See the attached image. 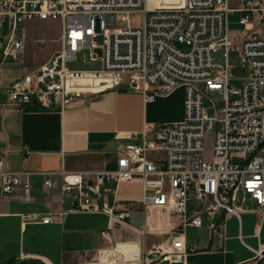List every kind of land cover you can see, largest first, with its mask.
I'll use <instances>...</instances> for the list:
<instances>
[{
	"label": "built area",
	"instance_id": "obj_1",
	"mask_svg": "<svg viewBox=\"0 0 264 264\" xmlns=\"http://www.w3.org/2000/svg\"><path fill=\"white\" fill-rule=\"evenodd\" d=\"M233 11L241 12L240 22L251 32L232 30ZM34 18L62 20L63 45L7 85L8 104L64 109L114 88H136L154 100L184 86L185 115L133 132L140 140L124 143L114 169L63 170L62 189L71 195L72 207L29 212L25 220L39 221L41 214L40 221L48 223L68 211H91L125 221L130 210L120 206L119 185L141 177L146 212L163 209L180 219L176 232L155 243L142 264H187L189 250L197 249H188L187 226L216 230L224 222L217 215L240 217L249 197L264 212V0L238 5L232 0H0V64L18 59L25 48L18 23ZM5 23L8 30L2 33ZM232 52L247 74L235 75ZM80 58L98 65H69ZM215 91L222 92L223 102L213 100L211 112L204 98ZM25 174L5 169L0 154L3 196L22 185V199L32 200ZM44 183L51 188L54 181L48 177ZM103 235L111 241V227ZM254 263L264 264V245Z\"/></svg>",
	"mask_w": 264,
	"mask_h": 264
},
{
	"label": "crops",
	"instance_id": "obj_2",
	"mask_svg": "<svg viewBox=\"0 0 264 264\" xmlns=\"http://www.w3.org/2000/svg\"><path fill=\"white\" fill-rule=\"evenodd\" d=\"M232 3L238 5L239 0ZM39 21L57 24L59 32L48 31L47 38L39 36L32 29ZM63 28L60 19L21 21L17 33L25 39V48L18 59H7L0 64L3 167L27 172L23 179L30 181L33 195L32 200H23V186L19 185L6 197L0 185V264L20 259H37L44 264H75L88 256L98 258L100 264H126V260L134 259L142 264L144 255L155 243L165 241L176 232L180 219L163 209L146 212L140 201L141 177L119 185L116 196L120 206L130 210L125 221H113L104 212L68 211L63 219L44 223L40 221L41 214L72 207L71 195L62 189L63 170L114 169L124 143L140 140L133 132L141 131L148 123L183 119L185 87L180 86L154 100H148L145 92L136 88L108 89L79 98L64 109H45L35 102L8 104L7 85L45 63L62 47ZM232 30L251 32L244 27ZM41 38L52 43L47 51L43 55L35 54L31 61H21V56H30L28 47ZM48 177L54 181L51 188L45 187ZM107 185L114 183L107 182ZM114 198L115 194L110 193V200ZM249 199L252 204L246 206L240 217L219 213L216 219L224 222L216 230L207 224L185 228L183 234L188 249L197 248L189 250L187 264H243L255 259L257 249L264 245V212L255 199ZM29 212L41 213L39 221L25 220L23 215ZM138 213H142V221L133 222L131 218ZM109 227L111 241L103 235ZM125 232L136 233L138 240L116 241L114 248H107Z\"/></svg>",
	"mask_w": 264,
	"mask_h": 264
},
{
	"label": "rangeland",
	"instance_id": "obj_3",
	"mask_svg": "<svg viewBox=\"0 0 264 264\" xmlns=\"http://www.w3.org/2000/svg\"><path fill=\"white\" fill-rule=\"evenodd\" d=\"M240 17H241V13L240 12H233L230 16L231 18V28L234 30L237 29H241L243 27V23L240 22ZM32 29L37 32L39 34V36H46V38L48 37L46 35V33L49 31L51 33H58L59 32V27L57 24L55 25H49L47 22L44 21H39V22H35L32 25ZM8 30V24L5 23L4 27H3V33H6ZM101 37H98V40H100ZM51 41L46 42V44L41 45L39 42V39L35 40L28 48H29V57L26 56H21L20 60L21 61H31L34 58V55H43L47 49L51 46ZM179 45L184 48L187 49L188 45L184 44V43H179ZM97 52H101L100 49H97ZM230 60L232 62V64L234 65V73L236 76H241L244 74L248 73V69H243V67L239 64V58L237 56V54L235 52L231 53L230 56ZM69 65L71 67H89V66H97L98 64L96 63H92L90 61L84 62L82 61V59L80 58L77 62H72L69 63ZM233 82L237 85L240 84V80L239 79H234ZM176 93L172 96L173 99H175L176 97ZM217 102V104L220 106L222 105L223 102V95L222 92L220 91H215V92H208V94L205 96L204 98V103L205 106L208 107L210 109L211 112L215 111V108L213 107L214 105V101ZM246 206L252 204V201L248 198L245 202ZM143 219V215L142 213H138L137 215H134L131 220L133 222L139 223L141 222ZM138 235L136 233H131V232H125L124 235L122 236V238H117L116 240H114L112 243H110L108 245L107 248H114L116 246V241H120V240H138ZM126 264H140L138 259H134V260H126L125 261ZM20 264V263H18ZM23 264V263H22ZM75 264H100L99 263V259L98 258H92L91 256H88L86 258H81L79 259Z\"/></svg>",
	"mask_w": 264,
	"mask_h": 264
},
{
	"label": "trees",
	"instance_id": "obj_4",
	"mask_svg": "<svg viewBox=\"0 0 264 264\" xmlns=\"http://www.w3.org/2000/svg\"><path fill=\"white\" fill-rule=\"evenodd\" d=\"M18 263H24V264H37V263H41L40 261H38L37 259H20V260H15V261H9L6 262L5 264H18ZM44 264V263H41Z\"/></svg>",
	"mask_w": 264,
	"mask_h": 264
},
{
	"label": "water",
	"instance_id": "obj_5",
	"mask_svg": "<svg viewBox=\"0 0 264 264\" xmlns=\"http://www.w3.org/2000/svg\"><path fill=\"white\" fill-rule=\"evenodd\" d=\"M37 264H41V263H37ZM243 264H255V263H254V259L251 260V261H248V262H246V263H243Z\"/></svg>",
	"mask_w": 264,
	"mask_h": 264
}]
</instances>
